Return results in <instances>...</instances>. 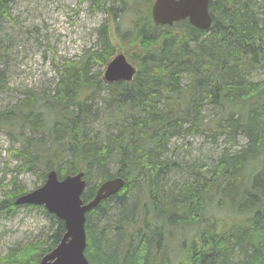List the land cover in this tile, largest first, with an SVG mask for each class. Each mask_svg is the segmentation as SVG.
Wrapping results in <instances>:
<instances>
[{
	"label": "trees",
	"instance_id": "trees-1",
	"mask_svg": "<svg viewBox=\"0 0 264 264\" xmlns=\"http://www.w3.org/2000/svg\"><path fill=\"white\" fill-rule=\"evenodd\" d=\"M14 1L0 0V28L11 19ZM95 1L114 17L137 71L130 82L114 83L91 72L90 59L105 66L117 51L103 23L100 48L56 64L59 80L50 92L23 89L15 104L0 110V128L23 121L22 131L30 132L15 151L22 160L17 172L42 163L43 183L50 169L59 178L83 171L85 202L102 181L125 179L120 191L87 213L85 254L94 264H169L166 236L200 225L208 196H224L226 204L223 198L218 204L227 215L197 230L176 264H264V162L252 165L263 158L264 78H249L264 72V2L210 0L213 24L205 31L187 20L156 25L153 0H119L117 8ZM124 8L133 14L128 28L117 21L116 10ZM5 56L0 53V91L7 84ZM210 125L233 145L239 135L247 141L222 149L207 176L171 157L170 144ZM3 188L0 218H11L20 207L17 197L28 189L18 175ZM21 206L41 208L48 229L9 247L0 264H38L66 231L64 221L43 206Z\"/></svg>",
	"mask_w": 264,
	"mask_h": 264
},
{
	"label": "rangeland",
	"instance_id": "rangeland-1",
	"mask_svg": "<svg viewBox=\"0 0 264 264\" xmlns=\"http://www.w3.org/2000/svg\"><path fill=\"white\" fill-rule=\"evenodd\" d=\"M102 2H105L106 7L114 5L117 8L120 4L119 0ZM116 11L118 23L121 27L128 28L132 24V10L124 8ZM10 13L11 19L1 22L0 28V43L4 49H0V53L6 55L8 61L7 84L0 91V110L15 104L22 96L23 89L50 92L59 80L56 64L86 58L91 51L100 48L98 28L103 23H108L110 39L117 47L116 53H120L122 46L116 33L117 23L104 6L96 4L95 0H15L11 4ZM90 64L91 72L101 71L100 75L103 77L105 66H100L93 59H90ZM249 78L256 81L263 79L264 72L254 71ZM207 111L209 110L206 109L205 112L210 118ZM10 120L19 122V118ZM21 125L23 121L16 125L17 128H0V198L4 196V185L13 176L18 175L27 189L41 184L42 163H38L34 170L17 172L22 160L15 151L22 149L30 133L28 127L22 131ZM214 133L210 125L204 132L175 137L170 144L171 157L184 163V166L194 165L195 170L207 172V176H210L212 173L208 169L215 165L222 149L231 146L235 150L247 141L245 135H239L233 145L226 140L224 134ZM262 157V161L253 162L252 165L264 162V150ZM221 198V203L226 204L224 196H208L200 225L191 224L192 227L181 229L185 232L178 231L180 235L173 233L166 236L165 244L172 256L169 264H176L187 252L197 230L213 227L215 221H220L221 217L227 215L219 208ZM48 225L49 219L44 211L35 207L20 206L11 218H0V255L5 254L13 245H24L43 236Z\"/></svg>",
	"mask_w": 264,
	"mask_h": 264
},
{
	"label": "water",
	"instance_id": "water-1",
	"mask_svg": "<svg viewBox=\"0 0 264 264\" xmlns=\"http://www.w3.org/2000/svg\"><path fill=\"white\" fill-rule=\"evenodd\" d=\"M152 17L156 24L163 25L189 18L194 26L204 30L212 23L209 0H155ZM135 72L136 68L128 62L125 54L120 53L108 63L103 78L107 82L131 81ZM85 185L83 171L59 178L57 171L52 169L41 186L17 197V205H44L65 223L63 237L38 264H94L85 254L87 213L102 200L120 191L125 179L118 176L101 182L94 197L87 202L82 198Z\"/></svg>",
	"mask_w": 264,
	"mask_h": 264
},
{
	"label": "bare ground",
	"instance_id": "bare-ground-1",
	"mask_svg": "<svg viewBox=\"0 0 264 264\" xmlns=\"http://www.w3.org/2000/svg\"><path fill=\"white\" fill-rule=\"evenodd\" d=\"M84 176H85V173H84ZM85 178V177H84ZM86 185H87V180H86ZM86 185H85V188H84V190H83V193H84V191H85V189H86ZM82 193V194H83Z\"/></svg>",
	"mask_w": 264,
	"mask_h": 264
}]
</instances>
